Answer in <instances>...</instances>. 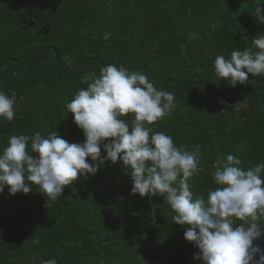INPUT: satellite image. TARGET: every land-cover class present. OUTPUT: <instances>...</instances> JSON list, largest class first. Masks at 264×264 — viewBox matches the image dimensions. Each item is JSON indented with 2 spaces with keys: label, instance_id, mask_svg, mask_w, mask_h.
I'll return each instance as SVG.
<instances>
[{
  "label": "trees",
  "instance_id": "16d2710c",
  "mask_svg": "<svg viewBox=\"0 0 264 264\" xmlns=\"http://www.w3.org/2000/svg\"><path fill=\"white\" fill-rule=\"evenodd\" d=\"M259 2L0 0V91L15 99L13 120L0 118V151L10 136L37 132L83 143L66 105L103 67L123 66L174 94L171 114L149 127L198 154L200 171L188 183L194 199L206 198L227 155L244 170L264 163V74L232 87L214 68L218 55L258 51L252 40L264 35ZM130 171L105 161L55 202L34 184L27 194L5 188L0 264H202L162 196L131 194Z\"/></svg>",
  "mask_w": 264,
  "mask_h": 264
},
{
  "label": "clouds",
  "instance_id": "9594fccd",
  "mask_svg": "<svg viewBox=\"0 0 264 264\" xmlns=\"http://www.w3.org/2000/svg\"><path fill=\"white\" fill-rule=\"evenodd\" d=\"M261 3L255 11L264 20ZM252 43L258 51L235 50L229 59L215 58L216 75L232 87L246 84L249 75L264 74V35ZM174 101L173 93L156 89L143 73L103 67L66 105L83 132V143H69L56 131L47 137L39 132L10 136L0 151V193L7 188L9 195L27 194L34 184L48 202H55L65 186L95 175L105 161L119 160L131 170V194L160 195L173 210V221L185 229L184 239L198 249L193 259L202 264H264V250L253 243L264 235L258 223L264 217V163L244 170L240 159L227 155L213 175L217 187L206 198L194 199L188 180L200 171L198 154L176 147L171 136L149 127L171 114ZM14 104V95L0 91V118L12 121ZM127 114H133L130 121L123 119Z\"/></svg>",
  "mask_w": 264,
  "mask_h": 264
},
{
  "label": "water",
  "instance_id": "95a60500",
  "mask_svg": "<svg viewBox=\"0 0 264 264\" xmlns=\"http://www.w3.org/2000/svg\"><path fill=\"white\" fill-rule=\"evenodd\" d=\"M239 91V90H238ZM238 91L234 97V100L236 99L237 95H238ZM262 95H263V88L261 89L260 92V97H259V106L262 110ZM232 104V103H231ZM259 227L261 228L262 231H264V223L259 224ZM254 245H259V247L264 250V235H262L259 239L255 240ZM259 257H256V259H258Z\"/></svg>",
  "mask_w": 264,
  "mask_h": 264
},
{
  "label": "built area",
  "instance_id": "2783aa9c",
  "mask_svg": "<svg viewBox=\"0 0 264 264\" xmlns=\"http://www.w3.org/2000/svg\"><path fill=\"white\" fill-rule=\"evenodd\" d=\"M233 227L235 228V227H236V225L234 224V225H233ZM192 247H193V249H195V250H197V251H198V249H196V248L193 246V244H192Z\"/></svg>",
  "mask_w": 264,
  "mask_h": 264
}]
</instances>
